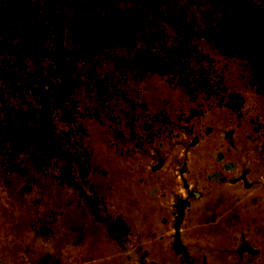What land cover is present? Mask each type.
I'll return each mask as SVG.
<instances>
[{
  "label": "rangeland",
  "instance_id": "obj_1",
  "mask_svg": "<svg viewBox=\"0 0 264 264\" xmlns=\"http://www.w3.org/2000/svg\"><path fill=\"white\" fill-rule=\"evenodd\" d=\"M4 1L2 73L27 31L53 51L25 55L33 78L61 39L77 87L50 120L87 169L75 187L63 160L2 144L0 264H264V0ZM98 9L136 17L133 38L90 39ZM174 39L190 44L188 86L142 60ZM2 73L0 110L39 108L31 81Z\"/></svg>",
  "mask_w": 264,
  "mask_h": 264
},
{
  "label": "trees",
  "instance_id": "obj_2",
  "mask_svg": "<svg viewBox=\"0 0 264 264\" xmlns=\"http://www.w3.org/2000/svg\"><path fill=\"white\" fill-rule=\"evenodd\" d=\"M5 1L8 2L9 0ZM17 2L22 9L27 11H29L27 5L36 7L38 3L35 0H17ZM51 3H54L53 0H50ZM52 8L53 6L50 9ZM100 11L98 9L97 12L99 13L96 14V19H88L85 24L90 39L109 46L133 38V33L140 24L136 17L128 18L125 24H120L111 17L107 18L106 15H101ZM65 23H68L66 26L71 28L77 25L76 22L71 21ZM54 27L62 26L55 23ZM32 33V31H27L21 38V43L16 45L15 50H10L9 46L5 48L8 49L7 55H13L14 60L6 58L4 63L6 66L14 63V66H11L9 72L3 73L7 74L6 77L11 82L31 81L29 84H23L22 87L31 90L38 97L39 108H32L28 106L29 103L27 104L28 107L9 105L2 108L0 110V147L6 142L13 152L33 148L38 153V161L40 162L48 163L50 158L63 160L65 163L61 167V173L68 182L77 187L79 182L74 175L85 177L87 169L86 152L79 149L70 150L66 146L70 141L69 135L66 132L57 133L50 120L53 109L59 108L65 112L64 103L77 87V81L68 71L69 60L67 56H64L65 51L61 39H57V37L54 38L58 48L54 53V67L47 69L40 67L41 69L39 68L40 70L34 75V78L30 77L27 72H22L21 69L25 67L24 58L26 54L41 61L43 57H46V54L53 52H48L47 49L50 48L43 46L41 40L33 37ZM58 34H62V31L58 30ZM152 38L153 35H150V39ZM173 41L176 43L163 45L164 48L160 49L155 47L153 42H150L151 49L142 52V60L147 68L162 74L176 75L181 82L185 81L186 86H188L190 85L188 81L192 80V77H189L190 72L187 71L188 64L186 62L190 51L189 41L180 42L176 39ZM41 49L43 52L40 51ZM3 70L5 71V69ZM0 72L2 73L1 68ZM189 78L191 79L189 80Z\"/></svg>",
  "mask_w": 264,
  "mask_h": 264
}]
</instances>
